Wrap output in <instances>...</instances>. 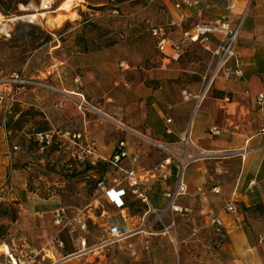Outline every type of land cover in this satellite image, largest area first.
<instances>
[{"label":"rangeland","instance_id":"374dc122","mask_svg":"<svg viewBox=\"0 0 264 264\" xmlns=\"http://www.w3.org/2000/svg\"><path fill=\"white\" fill-rule=\"evenodd\" d=\"M67 1L54 0L52 8L43 12L42 0H0L5 23L33 13L34 8L47 13L41 25L20 20L9 22L6 30L0 27V127L14 154L13 171L5 168L0 173V246L7 244L17 258L26 254L27 246H34L39 252L35 264H230L222 250L225 242L198 213L152 214L150 206L136 200L125 212L134 236L103 245L115 241L107 222L117 211L100 190H90L86 185L104 178L111 187L113 180L123 179L110 162L124 138L118 135L120 125L109 117L111 108H121L122 104L109 102L103 113L91 106L83 92L86 87L79 80L85 75L80 61L102 48H113L123 57L124 82L134 84L141 67L154 66L152 28L158 25L156 21L166 25L180 0H70L71 9L58 12ZM189 57L204 60L200 49ZM15 75L27 84L15 83ZM189 80L198 82L199 78ZM124 82L117 88L118 97L127 90ZM69 85L79 96L64 91ZM66 133L67 138L57 137ZM45 134L53 135V143L42 150L36 141L38 135ZM74 134L82 135V141L76 142ZM85 136L93 145V153L101 158L96 166L78 160V156L86 158ZM188 137L189 132L185 144ZM125 141L132 158L137 157L141 171L136 170L143 177H147L145 172L155 176L168 153L146 139ZM237 163L230 165L232 171L237 172ZM129 165L127 160L121 166L129 169ZM84 186L96 200L92 209L81 215L67 210L73 227L57 226L53 213L61 207L60 200ZM156 189L152 187L147 195L164 193ZM151 200L153 206L159 204L155 196ZM244 212L248 225L253 220L264 230V206L253 213L248 209ZM83 240L88 250L102 248L82 254L78 250ZM5 262L0 253V264Z\"/></svg>","mask_w":264,"mask_h":264},{"label":"crops","instance_id":"0c3cea01","mask_svg":"<svg viewBox=\"0 0 264 264\" xmlns=\"http://www.w3.org/2000/svg\"><path fill=\"white\" fill-rule=\"evenodd\" d=\"M192 1L198 5L188 7L183 0L175 3L166 25L160 26L156 21L158 25L152 31L160 28L164 34L160 38L153 37L150 52L154 66L150 69L141 67L134 84L124 82L123 57L113 48H102L85 55L80 61L85 75L79 80L86 87L83 92L89 103L100 113L109 102L122 104L121 108H111L112 114H109L120 125L118 135L124 138L120 141L146 139L150 143L166 145L173 149L175 159L180 158V152L187 151V194L177 204L206 220L215 217L222 221L227 233L222 250L230 264H264V230L253 220H250L252 225H248L245 221L249 218L244 212L248 209L253 213L264 206V108L261 109L255 100L257 95L264 93V3L251 9L241 32L239 53L243 78L240 81L217 79L211 92L197 104L195 100L184 102L182 91L199 95L213 72L215 61L205 48L188 43L186 37L196 25L212 24L226 15L227 10L223 0ZM179 4L182 5L180 10L176 9ZM162 39L180 48L179 63L164 57L153 58ZM196 49L202 51L203 61L189 57ZM191 77H198L199 81L192 82ZM123 82L127 90L118 97L117 88ZM156 84L158 86L154 87ZM69 87L64 91L75 93L72 86ZM99 101H103L100 108L97 106ZM212 130H217L219 135H212ZM188 132L191 143L185 144ZM126 144L128 158L123 163L130 161L129 169L136 171L147 191L152 187L164 190L162 194L151 192L147 195L150 210L167 209L168 197L177 186V162L170 167L166 180L162 179L164 182L156 179L161 177L159 166L155 176L145 172L147 177H143L142 172L136 170L137 157L132 158ZM9 152L6 133L0 127V173L7 167ZM234 159L236 161H230ZM238 161L237 172L232 171L230 165ZM251 183L258 186L253 194L247 191ZM214 189L219 194L214 193ZM152 196L159 200L157 206H153ZM132 200L125 201L128 205ZM229 206L233 210H228ZM118 214L119 211L115 216Z\"/></svg>","mask_w":264,"mask_h":264},{"label":"built area","instance_id":"2783aa9c","mask_svg":"<svg viewBox=\"0 0 264 264\" xmlns=\"http://www.w3.org/2000/svg\"><path fill=\"white\" fill-rule=\"evenodd\" d=\"M225 3V8L227 10V14L220 17L216 22L209 25H196L191 34H188L186 40L188 43L197 44L202 48H205L212 56L215 61L214 69L210 77L206 80L204 87L201 93L197 96L190 94L187 91H182V98L184 102H191L195 100L197 104L201 103L204 97L211 92L215 81L219 78H222L226 81H240L243 78V71L241 67V57L239 53V40L241 36V32L244 26V23L249 15V12L254 7L261 5L264 3V0H223ZM54 0H42L41 2V10L43 12L49 11L53 6ZM183 4L188 7L198 5L196 2L192 0H183ZM182 5H177L176 9L180 10ZM182 19L185 21L186 17L183 16ZM164 34L163 29L157 28L153 29L152 35L154 38H160ZM156 57H164L165 59L179 63L181 60L180 48L174 47L166 43L165 39H162L158 44L155 54L153 58ZM124 68V65H121ZM14 82L17 84L25 85L27 82H23L19 80V76L15 75ZM1 92H0V100ZM256 104L263 109L264 108V93L257 95L255 98ZM171 123V120L168 121V124ZM211 134L216 136L219 135L217 130H212ZM262 134L264 132L262 131ZM69 133H66L65 136L61 134H57V137H66ZM73 139L76 142L82 141V135H73ZM189 143L190 134L188 137ZM86 145L85 156H78V160L80 162H86L90 166H96L100 161V157H98L94 152L93 145L89 142V140L84 138L83 140ZM38 145L42 150L49 148L53 143V135L45 134L38 135L37 141ZM154 144V143H152ZM157 147L164 149L169 156L164 159V161L159 165L160 178L166 180L167 174L170 171V167L174 164V161L177 162V186L173 193L169 195V206L167 209L163 211H159L156 209H151L150 213L158 214L160 212H172V213H185L191 214L192 210L188 208L180 207L177 203L180 198L187 194V186L185 182V170L189 164L188 152L183 151L180 152L179 159H175L173 157V149L167 147L162 144H154ZM16 151L17 148H14ZM13 153L9 152L8 154V163L7 169L13 171ZM100 158V159H99ZM128 158L127 153V144L124 141H120L115 151L112 154L110 164L117 169L121 174H123V179L113 180V187L118 188L115 190L114 188H109L108 183L104 178H99L96 183H89L86 185L90 190H100L102 195L106 198V200L112 204L115 210L119 211L117 216H111L108 219V228L111 233V237L115 238V241H121L125 238L132 237L135 232L131 231L128 220L126 218V208L127 202L126 199L133 198L143 204H148V196L147 189L144 187V181L138 176L136 171L132 169H123L122 163L125 159ZM8 180H6L7 182ZM256 183H251L247 189V191L251 194L255 192L257 189ZM214 193L219 194L217 189L213 190ZM68 195L75 196L73 198L72 204H66L62 200L65 199ZM96 202L95 198L92 196L88 190L84 187H81L79 190L75 191L73 194H66L61 200V207L57 209L54 214L55 224L57 226H62L64 228H72L73 222L71 219L67 218V210H72L77 214H85L90 211ZM228 210H233L232 206L228 207ZM207 223L209 228H212L213 233L216 237L220 239L221 242L227 241V233L222 221L215 217H209L207 219ZM82 231L85 229V226L80 228ZM132 232V233H130ZM110 242L103 244L108 245ZM87 249L86 240L81 241L80 249L78 252L82 253ZM12 249L5 244L1 243L0 253L3 254L6 259L5 263L1 264H35L36 258L39 256L38 250L34 246L26 247V254L21 255V257L17 258V256L11 252Z\"/></svg>","mask_w":264,"mask_h":264},{"label":"bare ground","instance_id":"6f19581e","mask_svg":"<svg viewBox=\"0 0 264 264\" xmlns=\"http://www.w3.org/2000/svg\"><path fill=\"white\" fill-rule=\"evenodd\" d=\"M71 7H72V5H71V2H70V0L69 1H67V2H65V3H63V5H61V7L59 8V10H58V12H66V11H69L70 9H71ZM25 12H29L30 10H27V9H23ZM34 12L33 13H31V14H27V15H25V16H23V17H21V18H17V19H14V20H8V21H6V23H5V21H3L2 20V16L0 15V27L1 28H3V30H6L8 27H9V22H16V21H20V20H25V21H27V22H29V23H35V24H39V25H41L42 24V22L44 21V20H46L47 19V13H43V12H39L40 10H36L35 8H34V10H33ZM74 95H76V96H79V95H77L76 93H74ZM81 104L83 105L84 103L83 102H81ZM83 186V185H82ZM75 199V196H71V195H68L65 199H63L62 201L64 202V203H68V204H72L73 203V201H72V199ZM130 233H132V232H130ZM140 234V233H139ZM136 235H138V234H136ZM134 236V235H133ZM130 238V237H129ZM129 238H125V239H129ZM122 241H124V239L123 240H121V241H119V242H122ZM118 241H114V242H110L109 243V245L110 244H115V243H119ZM102 247H95V248H93L92 250H88V249H85L84 251H82V254H85V253H87V252H89V253H92V252H96V251H98V250H100ZM81 254V255H82Z\"/></svg>","mask_w":264,"mask_h":264},{"label":"trees","instance_id":"16d2710c","mask_svg":"<svg viewBox=\"0 0 264 264\" xmlns=\"http://www.w3.org/2000/svg\"><path fill=\"white\" fill-rule=\"evenodd\" d=\"M86 170H88V169H86ZM82 173H79V174H76V175H73L74 177L75 176H78V175H81ZM70 254H73V252H70Z\"/></svg>","mask_w":264,"mask_h":264}]
</instances>
